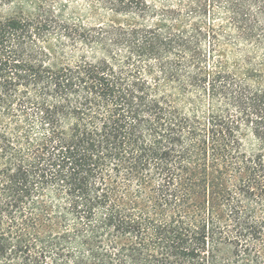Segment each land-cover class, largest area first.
Returning <instances> with one entry per match:
<instances>
[{
    "label": "trees",
    "instance_id": "16d2710c",
    "mask_svg": "<svg viewBox=\"0 0 264 264\" xmlns=\"http://www.w3.org/2000/svg\"><path fill=\"white\" fill-rule=\"evenodd\" d=\"M174 1L0 3V264H264V0Z\"/></svg>",
    "mask_w": 264,
    "mask_h": 264
},
{
    "label": "rangeland",
    "instance_id": "374dc122",
    "mask_svg": "<svg viewBox=\"0 0 264 264\" xmlns=\"http://www.w3.org/2000/svg\"><path fill=\"white\" fill-rule=\"evenodd\" d=\"M108 0H10L0 3H14L12 7H20L24 11H34L39 3L52 5L62 18L88 25L108 22L114 19V14L105 8ZM148 3H176L174 0H148ZM10 11L8 8L6 12Z\"/></svg>",
    "mask_w": 264,
    "mask_h": 264
}]
</instances>
